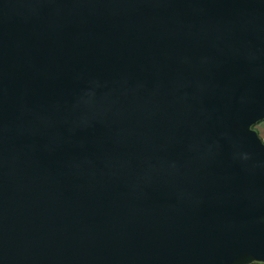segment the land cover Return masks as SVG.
Returning a JSON list of instances; mask_svg holds the SVG:
<instances>
[{"label":"water","instance_id":"1","mask_svg":"<svg viewBox=\"0 0 264 264\" xmlns=\"http://www.w3.org/2000/svg\"><path fill=\"white\" fill-rule=\"evenodd\" d=\"M264 0H0V264L264 263Z\"/></svg>","mask_w":264,"mask_h":264},{"label":"crops","instance_id":"2","mask_svg":"<svg viewBox=\"0 0 264 264\" xmlns=\"http://www.w3.org/2000/svg\"><path fill=\"white\" fill-rule=\"evenodd\" d=\"M260 133V136L263 138L264 140V121L261 122L260 126H259V130H257Z\"/></svg>","mask_w":264,"mask_h":264},{"label":"rangeland","instance_id":"3","mask_svg":"<svg viewBox=\"0 0 264 264\" xmlns=\"http://www.w3.org/2000/svg\"><path fill=\"white\" fill-rule=\"evenodd\" d=\"M261 124V123H260ZM260 124H256V126H255V129L256 130H259V126H260ZM257 262H255V263H253V264H256ZM259 264H261L260 262H258ZM262 264H264V263H262Z\"/></svg>","mask_w":264,"mask_h":264},{"label":"trees","instance_id":"4","mask_svg":"<svg viewBox=\"0 0 264 264\" xmlns=\"http://www.w3.org/2000/svg\"><path fill=\"white\" fill-rule=\"evenodd\" d=\"M264 120L258 122L257 124H260L261 122H263ZM256 124L253 126L255 128ZM259 133V132H258ZM260 134V133H259ZM262 264V263H261Z\"/></svg>","mask_w":264,"mask_h":264},{"label":"built area","instance_id":"5","mask_svg":"<svg viewBox=\"0 0 264 264\" xmlns=\"http://www.w3.org/2000/svg\"><path fill=\"white\" fill-rule=\"evenodd\" d=\"M256 264H259L258 262Z\"/></svg>","mask_w":264,"mask_h":264}]
</instances>
